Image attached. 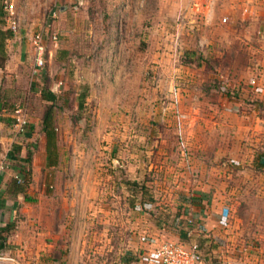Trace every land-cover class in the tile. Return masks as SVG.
<instances>
[{"label": "rangeland", "instance_id": "1", "mask_svg": "<svg viewBox=\"0 0 264 264\" xmlns=\"http://www.w3.org/2000/svg\"><path fill=\"white\" fill-rule=\"evenodd\" d=\"M3 4L0 201L17 179L30 205L14 225L63 240L61 264H156L180 230L209 264H264V0ZM41 88L57 96L51 167Z\"/></svg>", "mask_w": 264, "mask_h": 264}, {"label": "crops", "instance_id": "2", "mask_svg": "<svg viewBox=\"0 0 264 264\" xmlns=\"http://www.w3.org/2000/svg\"><path fill=\"white\" fill-rule=\"evenodd\" d=\"M250 8L253 9L252 18L254 19L256 15L255 8L257 9V7L251 5ZM247 12L246 8L242 9L241 15L245 16ZM262 149H264V146ZM25 195L26 192H18L15 194L16 197L14 199L6 200L4 205L0 207V226L9 220H14L17 212L25 214L28 211L30 206L28 204L29 197ZM3 208H8V210ZM22 221H26V218L20 219V222ZM24 225V223H18L16 220V225L7 234L5 248L0 251V264H59L62 260L67 259V256L63 255L60 250L61 245L66 244L63 240L59 242L55 240L54 242L46 241L45 236L41 232H37L38 235L36 236L34 230H27ZM56 237L55 239L57 240L58 237ZM200 264L209 263L203 259Z\"/></svg>", "mask_w": 264, "mask_h": 264}, {"label": "trees", "instance_id": "3", "mask_svg": "<svg viewBox=\"0 0 264 264\" xmlns=\"http://www.w3.org/2000/svg\"><path fill=\"white\" fill-rule=\"evenodd\" d=\"M3 8H4L3 0H0V68L3 67V62L5 61L6 58V52L4 49L5 40L13 36V30L5 26V17H4ZM40 93H41V98L49 102V104L45 106L41 116V131L43 132L45 139V152H46L45 166L51 167L56 165L58 160V151H57V143H56L57 135H56L55 127L53 126V103L56 101L57 96L53 91L48 90L47 88H41ZM79 103L81 105L82 102ZM13 151H14L13 149L9 150L6 153V157L10 159H18V156H15ZM22 159L28 162L30 158L29 156H27ZM258 163H260L261 166H264V151L259 153ZM13 181L15 184L17 183L16 185L17 187L11 189L12 193L16 194L18 192H25L24 186L21 184V182H18L20 180L17 181V179H14ZM1 206H3V201H0V207ZM178 222H183V221L180 220ZM185 223L183 224L181 223L182 226L183 225L185 226ZM190 227L191 226L189 225V228ZM13 228H14V220H9L5 224L0 226V251L5 248L6 236ZM186 234H187V230L186 231L180 230V232L178 233V237L180 239H183V236Z\"/></svg>", "mask_w": 264, "mask_h": 264}, {"label": "built area", "instance_id": "4", "mask_svg": "<svg viewBox=\"0 0 264 264\" xmlns=\"http://www.w3.org/2000/svg\"><path fill=\"white\" fill-rule=\"evenodd\" d=\"M224 20V19H223ZM15 21H12V27ZM51 40L55 42L57 35L52 33ZM33 47V67L40 69L45 62V43L41 33L29 37ZM156 264H200L202 261L199 244L193 240H184L179 237L165 238L155 247L152 256Z\"/></svg>", "mask_w": 264, "mask_h": 264}]
</instances>
